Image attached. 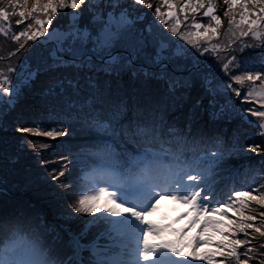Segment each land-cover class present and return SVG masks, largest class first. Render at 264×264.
<instances>
[{
    "label": "rangeland",
    "instance_id": "374dc122",
    "mask_svg": "<svg viewBox=\"0 0 264 264\" xmlns=\"http://www.w3.org/2000/svg\"><path fill=\"white\" fill-rule=\"evenodd\" d=\"M33 2L34 0H28V6L31 7ZM150 2L160 5L162 12L167 13L168 9L163 5V0H150ZM172 2L177 6L173 10L178 12L182 21L180 31H187L186 24H191L193 14L190 10L187 13L179 11L187 0H172ZM213 2L217 5L216 14L221 16L223 24L219 29L220 35L214 37L211 43L219 42L221 45L233 46L232 38L227 34L228 18L224 16L226 11L224 0H213ZM0 4L7 7L4 0H0ZM108 10L114 12L111 24L108 21L107 11L101 13L100 19H95L93 12L83 11V14L73 21L71 13L81 12V9L58 10L45 36L38 37L35 41H27V50L17 51L18 43L12 39L25 27V24L16 25L18 16L11 18V31L6 35L0 33V80L5 75L10 78V85L0 83V89L10 87V91L3 95L4 103L0 104V113H2L0 116V217L4 209L10 211L18 209L29 216L30 213L36 215L35 219L49 227L42 233L48 238L58 235L61 240H70L71 235L79 236L83 233L88 222L94 220L95 217L83 219L75 213L74 205L78 203L81 195L90 193H81L79 189L76 196L73 195L71 171L77 165L82 167V164L96 160V156L88 149L87 156L81 152L77 158V156L66 154L65 149L75 143L91 144L95 142L93 140L102 142H96L98 145L94 147L99 153L98 159L102 158V160L99 161V166L91 167L98 170L91 175L84 176L85 170L80 168L78 177L81 179L84 176L89 181L88 183H95L101 187L109 184L126 186V178L118 180L115 176L117 172L109 163L113 159V147L120 148L119 142L123 143L121 150L124 149V153L133 151L131 146L139 149L140 154L134 158H140L147 155L142 149L162 150L160 152L162 153L163 148L169 146L167 142H164L166 140L163 143L159 141L163 140L160 138L162 137L180 140L181 145L178 146V150L184 159L179 164L180 166L185 161L191 162L198 155H204L206 151L214 152L216 146H220L221 151L226 155L225 160L215 169V182L218 186L230 190H224L230 194L222 199L224 202L232 198L234 191H251L253 188L257 191H264L260 188V185L264 184V151L251 152L248 148L252 144L264 147V135L259 134L261 130L256 127L261 121L259 118L248 116V119L253 121L250 124L242 118L248 115L246 110L249 107L261 108L260 103L243 105L236 103L235 108H230L214 118L212 114L214 111L218 113V106L215 109L209 107L211 96L206 89L216 88L221 82L220 76L223 73L222 71L218 73L217 67L213 66L215 64L222 69V64L216 60V57L211 56V62L197 65L191 73L188 71L175 72L173 64L165 59L163 63L168 67L165 77L161 79V66L155 63V55L158 51L164 57L173 56L175 63L185 64L191 68L194 61L190 52H195V49H192L185 41H181L178 36H173L163 22L157 19L154 9H147L143 6L138 8L132 6V0H120L119 7ZM125 10L129 14L128 18L133 22L131 27L145 38V46L131 66H126L127 62L121 61L111 66V70L105 71L104 69L109 67L107 65L109 57L105 55L103 59H100L91 50L102 42V33L106 28L116 30L120 12ZM203 11L201 9L196 13L198 19ZM240 11L242 9L236 8L232 12L237 21ZM141 13H146V15L143 19H138ZM185 14L189 16L187 21H184ZM37 15L42 16L43 14L37 13ZM73 25L81 32L85 29L89 32V39L85 45L87 54L84 60L86 61L91 55L93 67L83 63L79 69L69 66L45 71L44 62L52 63L50 52L56 48V41L49 40V36L54 31L57 34L67 32ZM4 26L7 27V25ZM240 43L258 45L245 48L243 52L237 47L235 55L240 58L247 71L253 73L260 71L264 67V42L249 35L242 37ZM161 45L164 47L161 48ZM178 49L182 55H176ZM184 49L190 51L184 52ZM111 51L113 55H127L118 45H114ZM226 54V52H221V56ZM64 58L71 59L67 54ZM10 67L15 71L9 73ZM29 69L37 73L35 79L21 86L14 106H9L7 101L13 99L11 88L17 84V75L22 72L27 75ZM204 76L212 80L211 85L204 82ZM173 77L187 79H181L180 83L173 87ZM67 79L77 83L79 91L68 87ZM61 81L64 82L65 94H60ZM256 84L258 86L259 81ZM235 87L240 86L235 85ZM249 87V83L243 85L245 90ZM217 99L220 104L227 103V97L223 94H218ZM198 100H202L201 106H196ZM238 108H243L245 111L240 113L236 111ZM69 109H73V115L67 118L66 123L61 125L51 122L56 118L57 112H67ZM76 112H79L80 118L76 117ZM86 112H92L93 115H99L101 118L92 119L85 115ZM109 116L113 118V121L105 127ZM21 126L35 127L39 131H48L52 127H65L71 135L58 139L47 138L18 131L17 129ZM70 126H74L75 131H72ZM134 142H138L140 147ZM45 144L49 147L44 148ZM187 144L191 148L185 154L182 148ZM238 148H242L243 151H235ZM121 150L119 152H122ZM228 152L232 154L227 155ZM62 156H67L68 160L72 161L68 164L69 172L59 180H53L50 172L53 168L59 170L62 167L65 163L61 159ZM148 176H154V173L148 172ZM157 176L158 178L150 182H158L164 178L159 174ZM218 199H221L220 196ZM253 207L256 208L257 213L264 211L257 205ZM188 211H190L188 205L174 203L165 198L148 219L157 226L172 224L171 227L185 228L187 222L195 215L193 213L192 216L185 218ZM182 214H184L182 219L175 220ZM11 216L3 215V220L10 219ZM229 216L231 217V213ZM216 219L220 217L216 216ZM255 223L257 226L262 223L259 215ZM170 228L153 242L159 243L161 239L173 240ZM101 233L99 232L95 237L97 238ZM255 235L257 239L253 240V247L264 243V238H260L259 234ZM187 236H189L188 239L192 237ZM92 238L93 231L89 228L83 236V242H91ZM102 238L104 237H100L101 244L108 243L105 238V242H102ZM18 248L32 251L28 243L21 240L16 241L5 247V252L10 253L14 250L11 252L14 256L4 254L5 256L2 257L4 264H48L43 262V254L36 253L39 257L33 258V256L26 255L27 253L20 252ZM251 264H259V258Z\"/></svg>",
    "mask_w": 264,
    "mask_h": 264
},
{
    "label": "snow or ice",
    "instance_id": "6c2138e0",
    "mask_svg": "<svg viewBox=\"0 0 264 264\" xmlns=\"http://www.w3.org/2000/svg\"><path fill=\"white\" fill-rule=\"evenodd\" d=\"M4 2L7 7L0 4V33L6 35L12 30L10 23L12 16L19 17L16 20L17 26L25 24L24 30L12 37L18 43L17 51L27 50V41H35L38 37L45 36L48 26L52 24L53 17L58 10L81 9V12L73 11L71 13L73 21L82 15L83 11L93 12L95 19H100L101 13L107 11L108 21L111 24L114 12L108 9L114 10L120 6V0H44V2L34 0L31 7L28 6V0H4ZM224 4L226 6L224 16L228 18L227 34L232 38L233 46L221 45L219 42L211 43L214 37L220 35L219 29L223 24L221 16L216 14L217 5L213 0H207V3L205 0H195V3L193 0H187L180 7V12L187 13L190 10L193 14L191 24H186L187 31H180L182 21L178 12L173 10L177 6L172 0H163V5L168 9L167 13L162 12L161 6L154 5L150 0H132V6L154 9L157 19L163 22L173 36H178L181 41H185L187 45L195 49V52H190L194 61L191 68L185 64L175 63L173 56L164 57L158 51L155 55V63L161 66L160 78L163 79L166 75L168 65L163 63L165 59L173 64L175 72L188 71L191 73L197 65L211 62V56L214 55L216 60L222 64V69L215 64L213 66L217 67L218 73L222 71L223 75L220 76L221 82L218 87L206 89L211 96L209 107L215 109L218 106V113L214 111L213 117L222 115L230 108H235L236 103L243 105L259 102L261 108L249 107L246 110L248 115L242 118L250 124L253 121L248 119V116L259 118L261 122L256 127L261 130L259 134L264 135V67L255 73L247 71L240 58L235 55L237 47L243 52L245 48L258 46L240 43L242 37L250 35L252 38L264 42V0H224ZM236 8L242 9L238 21L232 14ZM17 9L19 10L17 11ZM201 9L204 11L198 19L196 13ZM37 13L43 15H37ZM144 15L146 13H141L138 19H143ZM128 16L126 10L121 11L116 30L112 31L106 28L102 33V42L91 50L100 59H103L105 55L109 57L107 60L109 67H106L105 71L111 70V66L121 61H126V66H131L144 49L145 38L131 27L133 22ZM188 19L189 16L185 14L184 21ZM53 39L56 41V48L50 52L52 63L44 62L45 71L69 66L79 69L83 63L93 67L91 55L86 61L84 60V56L87 54L85 45L89 39V32L86 29L81 32L73 25L69 31L64 33L57 34L54 31L49 36V40ZM114 45L121 47L127 55H113L111 50ZM163 47L161 45V48ZM189 51L184 49V52ZM221 52L227 54L221 56ZM65 54L71 59H65ZM176 55H182L179 49ZM21 67L23 68V65ZM14 71V68L8 69L9 73ZM241 72L244 74H239ZM36 75L37 73L30 69L27 70V75H24L23 72L17 75V84L11 88L13 99L7 101L9 106H14L21 86L27 85L35 79ZM172 79L174 80L172 86L175 87L181 79L186 80L187 78L173 77ZM257 81H259L258 86ZM204 82L208 85L212 84V80L207 76H204ZM0 83L10 85L9 76H3ZM66 83L68 87L79 91L77 83H74L73 80L67 79ZM245 83L250 85L247 90L243 88ZM60 85V94H65L64 82L61 81ZM235 85L240 87H235ZM9 91L10 87L0 89V104L4 103L3 95ZM218 94L227 97L226 104L219 103ZM201 105L202 100H198L196 106ZM236 111L243 113L245 109L238 108ZM72 115L73 109H69L67 112H57L56 118L51 122L62 125ZM85 115L92 119L101 118L99 115H93L92 112H86ZM76 117L80 118L79 112H76ZM107 120L108 123L105 124V127L112 123L113 118L109 116ZM70 127H72V131H75L74 126ZM17 130L53 139L71 135V132L65 127H52L48 131H39L35 127L21 126ZM43 147L49 146L45 144ZM248 148L251 152L264 151V147L258 144L249 145ZM235 151H243V149L238 148ZM231 154L232 152L227 153V155ZM225 155L217 145L216 151H206L204 155L194 157L190 163L183 167L177 166L170 169L158 182H133L126 186L109 184L103 187L95 183H86L79 191L90 194L81 195L78 203L74 205V211L77 214L92 215L95 219L88 222L84 232L79 236H70L68 247L71 248V256L68 258L61 254L59 264H192L193 261L204 262V264H233V262L234 264H251L257 258H259V264H264V243H260L257 247L252 246L253 240L257 239L255 234L264 238V211L257 213L256 208L253 207V205H257L264 209V191H257L255 188L251 191H234L228 202L218 199L214 187L215 169L225 160ZM61 159L65 161L62 167L59 170L53 168L50 172L53 180H59L69 172L68 164L72 161H69L67 156H62ZM66 187H68L67 184ZM72 187L74 188L75 185ZM260 188L264 189V184H261ZM253 192H257V194H253ZM165 198L174 203H183L189 206L190 213L186 214H195L189 223V230L192 227L200 226L195 236L188 239L185 235L186 230L172 229V234L179 232L177 239H161L159 243L153 242L171 227L170 225L157 226L148 219ZM183 215L177 219H182ZM257 215L262 221L259 226L255 223ZM216 216H219L220 219H216ZM98 222H103L106 225V231L102 232L95 240L84 243L83 236L86 235L89 228ZM210 233L218 234L221 239L213 241ZM101 236L108 243L101 244ZM213 243H215L217 251H199ZM186 248L190 251L185 252ZM85 252L89 253L88 257L84 256ZM218 257L220 259H217ZM242 257L244 258L242 259Z\"/></svg>",
    "mask_w": 264,
    "mask_h": 264
},
{
    "label": "trees",
    "instance_id": "16d2710c",
    "mask_svg": "<svg viewBox=\"0 0 264 264\" xmlns=\"http://www.w3.org/2000/svg\"><path fill=\"white\" fill-rule=\"evenodd\" d=\"M160 138L163 139L162 141L159 140L160 142L163 143V141L166 140L164 142H167L166 144H168L169 146L164 147L162 153H160L162 150L161 151H150L149 149H142L144 154H147V155H144L140 158H134L136 155L140 154L138 153L139 149H136L134 146H131L133 151L124 153V149L121 150L123 147V143L119 142L118 145H120V148L116 149L113 147V151H112L113 159L109 163L113 165L112 168L117 173L125 171V169H127L128 167L134 164H140L144 162L145 160H147L148 158H152V159H156L160 161H164V160L171 161L174 166L181 164L184 159L183 157L180 156V153L178 150V146L181 145L180 140H176L172 138H168V139H164L162 137ZM93 141L95 142L91 143L92 145L91 144L80 145V144L75 143L71 145L70 147H68L67 149H65L66 154H71V156L73 157L77 156V158L80 156L81 152L84 153L85 156H87L88 149H90L91 152L95 153V156H96V160L87 162L86 164H82V167H78V165L73 167L71 171L72 177L70 178V180H71V185H75L74 188L72 187V191H71L72 193H74L73 194L74 196H76V194L78 193V190L84 186V184L81 181L82 178L79 179L78 177L79 169L83 168V171L85 170L86 172L87 170L92 169L91 168L92 166L94 167L99 166L100 164L99 161L102 160V158L98 159L99 153H97L94 148L98 145L96 144V142H100V143L102 142L100 140L99 141L93 140ZM134 144L140 147L138 142H134ZM189 148H191L189 144H187V146H184V148H182L185 154L189 151ZM120 150L122 152H119ZM100 151H101V147H100ZM185 164H187V161H185V163L182 165H185ZM214 187L217 193V197L220 196V198L223 199L224 197H228L230 195L229 193L224 192V190L230 191L228 188L220 187L216 184V182H214ZM187 213H190V211H188ZM192 214L193 213L186 214L185 218L192 216ZM3 215H10V216L12 215V216L10 219L3 220ZM78 215L81 216L83 219L92 218V215H88V214H78ZM35 216L36 215H32L31 213L29 216L28 214L22 212V210H18V209H14V210L12 209V211L4 209L3 211H1L0 255L3 252L4 246L10 245L11 243L15 241L21 240V241H26L27 243L31 244L32 252L24 251V250H20V252L25 253V254L27 253L29 256H35L36 253L43 254L45 255L44 261L47 262L48 264H59V259H60L61 254L70 258L71 248L68 247L70 240H61V238L58 235H54L49 238L43 235L42 233L44 229H48L49 227L43 222L35 219ZM82 218H79V219H82ZM191 220L187 222V226L185 228L171 227L170 234H172V229H176V230L184 229L186 230L185 231L186 237H189L187 235L195 236L200 226L192 227L189 230V223ZM157 221L159 222V217L157 218ZM169 225L171 226L172 224H169ZM105 229H106V225L103 222H98L97 224L92 226L91 227V230L93 231L92 239L94 240L96 238L95 236L99 232H103V230ZM172 235H173V240H175L177 239L179 232H177L176 234H172ZM210 235L212 236L213 241H218L219 239H221V237L218 234L210 233ZM101 241L105 242V239L102 238ZM184 251L188 252L190 251V249L186 248L184 249ZM199 251L201 252L217 251V249L215 247V243H213L211 245H208V246H205L199 249ZM88 255H89L88 252L84 253L85 257H88ZM217 259H220V258L218 257ZM192 264H204V262L193 261Z\"/></svg>",
    "mask_w": 264,
    "mask_h": 264
}]
</instances>
